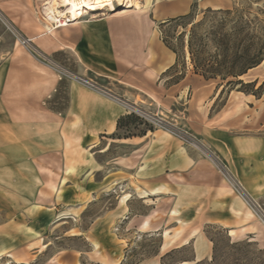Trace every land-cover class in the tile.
<instances>
[{"label":"crops","instance_id":"0c3cea01","mask_svg":"<svg viewBox=\"0 0 264 264\" xmlns=\"http://www.w3.org/2000/svg\"><path fill=\"white\" fill-rule=\"evenodd\" d=\"M16 2L0 0V14L8 22L17 21L10 8ZM191 4L192 0H144L129 14L68 24L76 28L66 38H59L57 30L67 26L38 36L26 34L38 41L37 51L10 36L0 44V204L14 209L9 224L16 218L29 219L28 230L19 234L41 233L42 228L31 223L41 218L47 228L46 215L56 207L48 206L51 199L76 210L90 197L114 192L121 215L131 223L127 229L160 231L161 254L192 242L195 260L211 256L212 241L200 228L192 233L199 225L184 223L179 207L218 188L209 161L160 127L146 134L113 137L119 120L135 112L134 108L163 115L206 137L216 132L217 126L209 124L213 120L210 108L221 87L192 67L177 73L176 53L162 41L154 22L186 14ZM230 6L231 0H208L201 7ZM49 55L76 74L94 78L99 88L71 77L66 105H59L56 98L64 78L49 66ZM230 94L236 112L261 100L238 90ZM113 145L127 147L129 153L109 155ZM49 188L52 196H48ZM137 202L145 211L134 208ZM161 209L165 214L157 224L153 219ZM71 219L75 220L74 213L62 212L51 224ZM180 221V236L171 241ZM10 235L0 231V257L10 258L9 252L21 250L20 242ZM229 235L237 236V229H229ZM64 264L80 261L70 253L65 254Z\"/></svg>","mask_w":264,"mask_h":264},{"label":"rangeland","instance_id":"374dc122","mask_svg":"<svg viewBox=\"0 0 264 264\" xmlns=\"http://www.w3.org/2000/svg\"><path fill=\"white\" fill-rule=\"evenodd\" d=\"M142 1L144 0H129L123 5L119 4L118 0L99 1L98 3L106 2V4L94 10L88 8L79 20L81 22L85 19L129 14L134 12L135 8H140ZM207 1L192 0L191 6L194 7L197 19L202 18L204 9L201 6ZM234 2L236 6L243 9L245 18L252 16V13L248 12L253 6L251 0H231L230 9L233 8ZM42 4L43 0H17L16 3L11 4L12 12L16 13V22H8L0 14V44L8 36L17 40L15 29L23 36H27L26 34L38 36L43 32L46 33V24L51 25L52 28L54 23L46 19ZM112 7L116 10H112ZM167 19L154 20L158 30L159 23ZM75 28V25L59 28L57 35L59 38H66ZM48 31L52 32V30ZM17 43L20 44L19 41ZM38 45V41H31L30 49L40 50ZM58 59L55 55L48 56L49 66L58 76L64 78L60 86V94L56 98L58 104L64 107L67 102V79H71L72 75H81L73 72L70 66H64ZM187 67H192L188 55L181 56L175 65L176 72H184ZM243 79L246 82L258 79V85H260L264 81V64L249 71ZM220 82L219 79L209 81L213 86ZM222 89L223 87L210 108L213 120L209 124L217 126L213 135L206 137L189 129L188 126H180L196 136V144L191 145L193 151L209 161L219 180L218 188L208 195H197L193 200L179 205L184 217L182 221H186L184 223L196 221L199 226H195L192 233L200 228L209 239L213 238L217 242L219 264L232 262L264 264V217L262 215L264 213V94L260 101L249 104L252 108L236 112L232 103L233 94H230L236 90L235 86L226 87L221 93ZM132 113L142 119L138 120L133 116L125 119L123 126L113 137L140 135L149 126L159 125L156 120L142 117L138 111ZM160 117L166 119L163 115ZM109 153V155H125L129 153V148L113 145ZM99 159L102 160L101 157ZM239 183L245 187L250 198L241 192L237 185ZM53 189H55L54 186ZM48 191V196H52V189L49 188ZM133 205L138 211L146 209L139 202ZM159 205L161 206L160 203ZM48 206L56 207L49 210L46 215L47 228H44L43 218L37 219L31 223L41 227L42 232L21 235L20 231L28 230L29 219L16 218L9 224L14 209L8 204H0V231L12 234L10 237L17 238V242L19 241L22 245L18 252L8 253L10 258L0 257V264H64L65 254L70 253L79 258L80 264H162L161 257L170 251L161 254L160 231L138 232L133 227L127 229L131 223L121 215L119 198L114 192L99 193L93 198L90 197L89 201L80 203L76 210H73V206L70 205L57 204L52 199ZM62 212L74 213L75 220L71 219L63 224H51L52 220ZM31 214L35 215L37 211H32ZM164 214V210L161 209L155 215L154 222L162 223ZM172 214L175 213L172 212ZM198 215L203 217L197 219ZM182 221L176 224L179 226L171 241L180 236ZM231 228L237 229V236L229 235ZM232 242H238L240 246L233 247ZM212 243L214 246V242ZM177 248L168 259V263L176 264L180 260L194 257L192 242ZM61 251L72 252L61 253ZM213 254L212 249L211 256L202 260L211 261ZM187 264L193 263L187 262Z\"/></svg>","mask_w":264,"mask_h":264},{"label":"trees","instance_id":"16d2710c","mask_svg":"<svg viewBox=\"0 0 264 264\" xmlns=\"http://www.w3.org/2000/svg\"><path fill=\"white\" fill-rule=\"evenodd\" d=\"M251 3L253 6L248 12L252 16L248 18L244 17L243 9L236 6V2L231 9L207 7L202 11L200 19H197L192 6L188 13L159 23L161 39L176 53L177 63L181 56L189 55L196 74L207 80L219 79L221 82L218 87H223L221 93L226 87L234 85L238 91L261 98L264 81L258 85V79L248 82L243 79L251 69L264 61V0H251ZM184 73L185 71L182 74ZM131 116L142 119L131 113L119 120L118 128ZM146 130H154V127L149 126L142 133L146 134ZM210 240L214 242L211 261L192 258L180 260L176 264H219L217 242L213 238ZM231 246H240V243L232 242ZM176 249L178 248L161 257L162 264H172L168 263V259Z\"/></svg>","mask_w":264,"mask_h":264},{"label":"bare ground","instance_id":"6f19581e","mask_svg":"<svg viewBox=\"0 0 264 264\" xmlns=\"http://www.w3.org/2000/svg\"><path fill=\"white\" fill-rule=\"evenodd\" d=\"M99 1L103 2V0H97L96 2L93 0H47L43 5V13L46 19L49 20L48 22L54 23L52 28L66 26L71 21L77 22L88 8L94 10L96 7H103L106 4V2L105 4L98 3ZM125 1L129 0H118L121 5ZM107 4L109 3L107 2ZM60 7H63V9H60ZM112 8V10H116L114 7ZM50 26L46 24L47 31L52 30ZM262 64H264V61L260 65ZM237 185L247 194L241 183Z\"/></svg>","mask_w":264,"mask_h":264},{"label":"built area","instance_id":"2783aa9c","mask_svg":"<svg viewBox=\"0 0 264 264\" xmlns=\"http://www.w3.org/2000/svg\"><path fill=\"white\" fill-rule=\"evenodd\" d=\"M16 32V36H17V41H19L20 44H22L23 46H27L30 48L31 45V40L26 37L23 36L20 32H18L15 29ZM73 78H75L76 80H78L79 82L90 86L92 88H99L97 83H95L93 80L86 78L84 76H75L72 75ZM134 111H138L139 113H141V116L146 118V119H153L156 120L159 125H157V127L163 128L171 133H173L175 136H177L178 138H180L184 143H187L189 145H195L196 144V140H195V135L192 134L191 132H189L188 130H186L185 128H182L180 126H178L177 124L163 118L160 116H156V115H152L150 112H146L144 110L138 109V108H134ZM240 189V187H239ZM242 193H244L248 198H250V196H248L242 189H240ZM263 217H264V213H262Z\"/></svg>","mask_w":264,"mask_h":264}]
</instances>
